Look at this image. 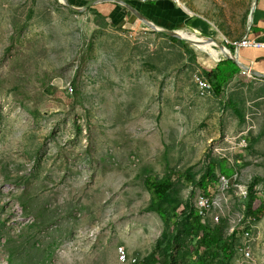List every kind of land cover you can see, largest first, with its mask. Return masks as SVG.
Returning <instances> with one entry per match:
<instances>
[{
  "label": "rangeland",
  "instance_id": "374dc122",
  "mask_svg": "<svg viewBox=\"0 0 264 264\" xmlns=\"http://www.w3.org/2000/svg\"><path fill=\"white\" fill-rule=\"evenodd\" d=\"M177 1L226 46L246 37L257 0ZM104 6L0 0V264L140 261L165 229L144 179L170 175L179 209H195L196 183L221 160L231 187L216 167L215 223L211 212L202 222L226 221L227 234L243 214L250 255L227 264H264V215L250 220L240 198L259 177L253 206L264 202V78L240 71L220 94L199 95L194 74L215 61L139 19L117 26Z\"/></svg>",
  "mask_w": 264,
  "mask_h": 264
},
{
  "label": "trees",
  "instance_id": "16d2710c",
  "mask_svg": "<svg viewBox=\"0 0 264 264\" xmlns=\"http://www.w3.org/2000/svg\"><path fill=\"white\" fill-rule=\"evenodd\" d=\"M69 1L71 3L74 2L73 0ZM127 2L157 25L167 28H172L173 25L177 26L186 16L184 11L176 7L171 0H148L144 3L131 0ZM258 2L259 0H257L256 8L253 12V22L249 34L264 31V28H260L257 24L258 12L264 13V11L259 9ZM113 5L115 6V4ZM114 10L117 11V14L120 12L117 17L115 16L116 18L111 16ZM112 11L105 16L113 24L119 26L128 12L118 4ZM161 11L165 13H162V18L158 16ZM175 12L180 16L179 18L173 15ZM98 14L102 15L101 13ZM188 24L191 25V23ZM169 38L178 40L175 37ZM180 41L186 43L183 40ZM206 54L213 61H217L215 66L205 74L212 84L213 93L218 95L222 91L223 86L240 72V68L231 59H221L217 55ZM243 62L246 63L245 61ZM216 167L219 174L226 177L231 176L232 170L227 167L224 160L209 161L205 176L196 183L201 189V194L212 197L215 195H213V190L211 191V180L212 177L214 178ZM185 177L191 178V181L193 180L191 176L187 177L185 175ZM259 180V177H254L250 180L247 193L245 192L241 202L244 205L245 215L253 221H258L264 215V202L260 201L256 207L253 206L254 201L258 199L253 187ZM144 184L150 191V208L162 218L165 223V229L162 233V238L156 241L150 253L140 261L132 264H180L182 261L184 264H227L229 262L234 254L235 245L239 241V231L233 230L231 233L225 234L226 221H221L220 224L216 223L214 226L204 221L202 222L203 219L197 210L189 207L188 204H185L183 209H179L182 201L177 197L176 191L173 192V179H171L170 175L162 178L147 176L144 179ZM171 225L173 226L172 228H170ZM180 231L189 237V245H184L182 241L178 240Z\"/></svg>",
  "mask_w": 264,
  "mask_h": 264
},
{
  "label": "built area",
  "instance_id": "2783aa9c",
  "mask_svg": "<svg viewBox=\"0 0 264 264\" xmlns=\"http://www.w3.org/2000/svg\"><path fill=\"white\" fill-rule=\"evenodd\" d=\"M250 30V27H247V40H245L242 44H234V40L229 41V44L231 45L232 51L236 54H238V50L241 47H253V48H263L264 49V40L257 38V37H250L248 35V32ZM194 82L196 85L197 92L199 95H204V89H211L213 93V87L210 82V80L205 77L201 72H197L194 74ZM69 89H72L69 87ZM244 141V139H243ZM239 145H245L243 142L239 143ZM219 182H223L225 184V189L228 191V189L231 187V183L228 178H226L223 175L219 176ZM228 201V198H227ZM195 209L197 210L199 215H202V217L209 215L211 212V220L213 221V201L212 196H206L203 194H198L195 200ZM237 216V215H235ZM244 215L240 214L239 217H233L234 221V231H239V241L235 245V253L239 255L240 258L248 259L250 255V244H251V232H241L240 231V224L241 222H245ZM250 220L251 218L248 217ZM215 223V222H214ZM121 247V246H120ZM118 247V250L120 249Z\"/></svg>",
  "mask_w": 264,
  "mask_h": 264
},
{
  "label": "water",
  "instance_id": "95a60500",
  "mask_svg": "<svg viewBox=\"0 0 264 264\" xmlns=\"http://www.w3.org/2000/svg\"><path fill=\"white\" fill-rule=\"evenodd\" d=\"M58 1L63 3L69 9L76 11V12H81V11L87 9L88 7L94 6L98 3H103V2L116 3V4L120 5L121 7H123L126 11L130 12V16H131L130 22L134 21V19L135 20L139 19L146 26V28H148L152 31L163 33L164 35L169 36V37H175L179 40L189 42L190 44H195V41H193L192 39H189L188 37L181 35L180 32L178 31V28H166V27L157 25L152 20L147 18L145 15H143L138 9H136L133 5H131L126 0H88L81 6L74 5V4L70 3L68 0H58ZM255 7H256V2H254V4L252 5V7L250 9L247 27H250V25L253 22L252 19H253V12L255 10ZM204 39L208 42L216 43L214 45L219 49H224V50L226 49V47L221 42H219L217 39H215L213 37L204 36ZM221 59H219V60H221ZM223 59H231L240 68V71H245L251 75L264 78V73L257 71L256 69L250 67L249 65H247L246 63L241 61L239 59V56L236 53L229 54L227 52L226 53L224 52Z\"/></svg>",
  "mask_w": 264,
  "mask_h": 264
},
{
  "label": "crops",
  "instance_id": "0c3cea01",
  "mask_svg": "<svg viewBox=\"0 0 264 264\" xmlns=\"http://www.w3.org/2000/svg\"><path fill=\"white\" fill-rule=\"evenodd\" d=\"M108 4L109 3H106L105 6H104V10L106 11L107 15L109 14L110 11H112L113 9H115L114 8L115 6L113 4H111V5H108ZM176 4H178V6H179L178 8H180L182 11L184 10L187 13L186 14L184 12L186 14V16L184 17V19L182 20L181 23L177 24V25H180L179 26V29H182V30L184 29V28H180L182 26V24H183L185 26H188L189 29H193L192 27H194L193 30H196V28L194 26V23H191V25L188 24V21H190V19H189L190 18V14L192 13L194 15L196 13L192 12L191 10H188L187 7L185 8L184 6H181V3H176ZM258 6H259V9L261 11H264V0H259ZM163 8H166V7H163ZM114 13H115V10L112 11L111 16L113 18H116L115 15H114ZM162 13H164V12L161 11V13L158 15L160 18H162ZM119 14H120V12H118V15ZM173 15H176L177 18L180 17L176 12ZM198 16L201 17L200 15H198ZM257 20H258V23H257L258 26L260 28H264V13L263 12H258ZM123 21L126 24H129L130 23V20L128 21L125 17H124V20ZM184 21H185V24H184ZM125 23H124V25H125ZM186 23H187V25H186ZM189 29H187V30L184 29V30L187 31V32H189V33H192L195 36H200L195 31H192V30H189ZM209 30H211L210 27H209ZM249 36L250 37H257V38H260V39H264V31H261V32L260 31L252 32L251 34H249ZM238 55H239V58L241 60L245 61L246 63H249L252 66V68L256 69L257 71H259L261 73H264V49L263 48L241 47L238 50Z\"/></svg>",
  "mask_w": 264,
  "mask_h": 264
},
{
  "label": "bare ground",
  "instance_id": "6f19581e",
  "mask_svg": "<svg viewBox=\"0 0 264 264\" xmlns=\"http://www.w3.org/2000/svg\"><path fill=\"white\" fill-rule=\"evenodd\" d=\"M146 2H147V0H146ZM172 2H174V3H180L177 0L176 1L175 0H172ZM178 31L180 32L181 35H183L185 37H188L189 39H192L193 41H195V44H192V45L194 47L198 48L199 50L203 51V52L211 53V54L217 55L219 57H223L224 56V52L225 53L227 52L229 54H232L231 50L227 49L228 47L225 50L224 49H219V48H217L214 45L216 43H214V42H208L202 36H195L192 33L184 32L182 29H179V28H178ZM245 40H247V33H246V37L244 39H241L240 41L234 42V44H242ZM224 42H226V43L229 44V40H227V39H224ZM210 90L211 89H204V92L209 93V92L212 91V90L211 91ZM226 201H227V199H226ZM232 221H233V217H232ZM233 224H234V221H233Z\"/></svg>",
  "mask_w": 264,
  "mask_h": 264
},
{
  "label": "clouds",
  "instance_id": "9594fccd",
  "mask_svg": "<svg viewBox=\"0 0 264 264\" xmlns=\"http://www.w3.org/2000/svg\"><path fill=\"white\" fill-rule=\"evenodd\" d=\"M148 1V0H147ZM154 1V0H153ZM172 1V0H171ZM146 2V1H145ZM257 2V1H256ZM142 3H144V2H142ZM174 3V2H173ZM115 4V3H114ZM175 4V6L176 7H179L178 6V4H176V3H174ZM256 8V7H255ZM126 11V10H125ZM126 12H128V11H126ZM185 12V11H184ZM186 13V12H185ZM187 14V13H186ZM192 14V13H191ZM190 14V15H191ZM129 15H130V12H129ZM193 15V14H192ZM123 20H124V18H123ZM122 20V22L121 23H125L124 21ZM253 20V19H252ZM133 22V21H132ZM126 24V23H125ZM122 25H124V24H122ZM248 26V25H247ZM250 27H251V25H250ZM251 30V29H250ZM250 30H249V32H248V35H249V33H250ZM198 35H200V36H202V37H204V35H202L198 30H194ZM211 37V36H210ZM213 38H215V37H213ZM216 39V38H215ZM239 39V38H238ZM218 40V39H217ZM236 40V39H235ZM264 40V39H263ZM220 42V41H219ZM223 44V43H222ZM224 46H225V44H223ZM226 48L228 47V49L229 50H231V52L232 53H234L233 51H232V48H231V45L230 44H226V46H225ZM238 55V54H237ZM239 56V55H238ZM224 57V56H223ZM223 57H221L222 59H223ZM240 59V58H239ZM241 60V59H240ZM241 61H243V60H241ZM217 62V61H216ZM247 65H249L250 67H252L249 63H246ZM206 77V76H205ZM219 175H221V174H219ZM224 176V175H223ZM226 177V176H225ZM247 188H248V186H247ZM246 188V189H247ZM246 193H247V190H246ZM246 196V195H245ZM240 198H244V197H240ZM243 207H244V205H243Z\"/></svg>",
  "mask_w": 264,
  "mask_h": 264
}]
</instances>
